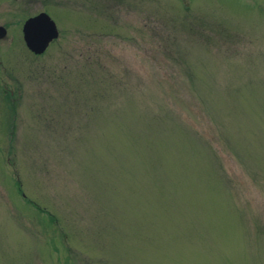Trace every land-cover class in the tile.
<instances>
[{
	"label": "rangeland",
	"instance_id": "rangeland-1",
	"mask_svg": "<svg viewBox=\"0 0 264 264\" xmlns=\"http://www.w3.org/2000/svg\"><path fill=\"white\" fill-rule=\"evenodd\" d=\"M0 26V264H264V0H0Z\"/></svg>",
	"mask_w": 264,
	"mask_h": 264
},
{
	"label": "water",
	"instance_id": "water-1",
	"mask_svg": "<svg viewBox=\"0 0 264 264\" xmlns=\"http://www.w3.org/2000/svg\"><path fill=\"white\" fill-rule=\"evenodd\" d=\"M7 30L0 26V39L4 38ZM59 36L55 20L47 13L40 12L29 17L23 25V38L28 49L36 55L43 54L50 43Z\"/></svg>",
	"mask_w": 264,
	"mask_h": 264
}]
</instances>
